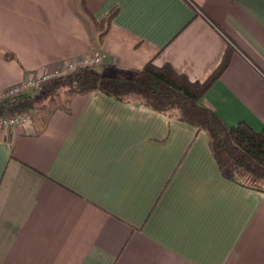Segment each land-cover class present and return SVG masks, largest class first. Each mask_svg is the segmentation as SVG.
Instances as JSON below:
<instances>
[{
  "label": "crops",
  "instance_id": "crops-1",
  "mask_svg": "<svg viewBox=\"0 0 264 264\" xmlns=\"http://www.w3.org/2000/svg\"><path fill=\"white\" fill-rule=\"evenodd\" d=\"M83 3L0 0V92L95 52L103 75L152 62L192 82L229 54L202 105L264 130V0ZM40 123L0 128V264H264V190L204 130L99 92Z\"/></svg>",
  "mask_w": 264,
  "mask_h": 264
},
{
  "label": "trees",
  "instance_id": "trees-1",
  "mask_svg": "<svg viewBox=\"0 0 264 264\" xmlns=\"http://www.w3.org/2000/svg\"><path fill=\"white\" fill-rule=\"evenodd\" d=\"M82 4L88 14L83 0ZM115 14L111 13L104 21L95 24L107 30ZM105 30L100 33L101 38ZM229 64L230 55L227 54L205 82H192L170 65L159 68L152 62L130 77L107 76L95 71L94 67H83L44 84L38 97L26 92L0 101V116L31 115L41 125L42 119L35 117V113L45 110L49 102L61 95L66 96V103L77 95L94 92L119 101H140L158 112L173 115L198 130H204L220 167L264 190V130L257 132L244 122L229 127L219 115L202 105L203 97Z\"/></svg>",
  "mask_w": 264,
  "mask_h": 264
},
{
  "label": "built area",
  "instance_id": "built-area-1",
  "mask_svg": "<svg viewBox=\"0 0 264 264\" xmlns=\"http://www.w3.org/2000/svg\"><path fill=\"white\" fill-rule=\"evenodd\" d=\"M103 61V55L100 52H95L90 56H87L83 59L78 61H74L67 65V67L63 69H57L53 72L39 77H32L29 78L24 83L15 86L5 92H0V101L17 96L22 93H26L34 87L43 86L58 77L63 75L69 74L73 71H76L83 67H96L100 65ZM33 122V118L31 115H19V116H12V117H1L0 116V128L1 129H9L15 128L22 125H28Z\"/></svg>",
  "mask_w": 264,
  "mask_h": 264
},
{
  "label": "rangeland",
  "instance_id": "rangeland-1",
  "mask_svg": "<svg viewBox=\"0 0 264 264\" xmlns=\"http://www.w3.org/2000/svg\"><path fill=\"white\" fill-rule=\"evenodd\" d=\"M81 7L83 8V4H82V0H81ZM84 10V8H83ZM97 30L99 33L103 32L105 30V28H102V27H98L96 24H95ZM44 85V84H43ZM41 86H38V87H34L32 88L31 90H29V95L31 96H34V97H38L42 94V91H41ZM66 96L65 95H61L59 98L55 99L54 101H51L48 103L47 107L45 108V110L41 111V112H36L35 113V117H38V119H44L46 116H48L51 111L58 107V106H64L66 104Z\"/></svg>",
  "mask_w": 264,
  "mask_h": 264
}]
</instances>
